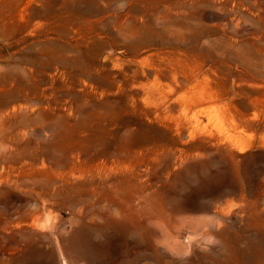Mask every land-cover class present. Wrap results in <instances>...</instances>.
<instances>
[{"label": "rangeland", "instance_id": "374dc122", "mask_svg": "<svg viewBox=\"0 0 264 264\" xmlns=\"http://www.w3.org/2000/svg\"><path fill=\"white\" fill-rule=\"evenodd\" d=\"M0 264H264V0H0Z\"/></svg>", "mask_w": 264, "mask_h": 264}, {"label": "bare ground", "instance_id": "6f19581e", "mask_svg": "<svg viewBox=\"0 0 264 264\" xmlns=\"http://www.w3.org/2000/svg\"><path fill=\"white\" fill-rule=\"evenodd\" d=\"M21 0H7V4L8 5H14V4H17V3H19ZM174 80H176V79H174ZM176 84V83H175ZM178 85V84H177ZM196 105H198V104H196ZM195 106V105H194ZM193 106V107H194ZM192 108V107H191ZM190 110V109H189ZM198 115V114H197ZM207 115V114H206ZM209 115V114H208ZM210 116H211V112H210V115L208 116L209 118H210ZM207 117V116H206ZM203 118H204V116H203ZM203 118H201L202 120H203ZM200 119V118H199ZM198 120V119H197ZM199 121V120H198ZM202 122V121H201Z\"/></svg>", "mask_w": 264, "mask_h": 264}]
</instances>
